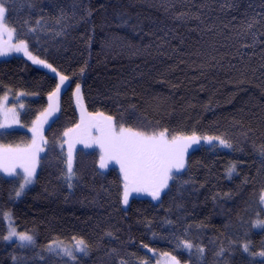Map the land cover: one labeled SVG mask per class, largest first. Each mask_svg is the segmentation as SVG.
<instances>
[{
  "label": "trees",
  "instance_id": "16d2710c",
  "mask_svg": "<svg viewBox=\"0 0 264 264\" xmlns=\"http://www.w3.org/2000/svg\"><path fill=\"white\" fill-rule=\"evenodd\" d=\"M4 3L16 41L27 38L32 54L70 84L45 132L34 185L17 199L21 179L0 174V264H154L149 249L180 264H264L258 257L264 230L254 228L264 220V0ZM57 83L28 59L0 61V94L30 97L22 100L26 128L48 108ZM77 83L87 112L149 132L166 128L169 137L219 136L232 151L191 152L159 202L133 198L124 208L121 174L101 171L98 151L78 148L75 176L66 178L64 132L80 122ZM31 140L19 130L0 139L12 146ZM5 213L33 236L34 246L3 239ZM73 237L87 242L88 256L71 262L47 250L50 242ZM183 239L204 248L203 255L186 251Z\"/></svg>",
  "mask_w": 264,
  "mask_h": 264
},
{
  "label": "snow or ice",
  "instance_id": "6c2138e0",
  "mask_svg": "<svg viewBox=\"0 0 264 264\" xmlns=\"http://www.w3.org/2000/svg\"><path fill=\"white\" fill-rule=\"evenodd\" d=\"M31 6L35 7L36 5ZM7 11L8 8L5 6L4 0H0V56L10 51L23 52L34 64L44 65V67L56 73L59 77V83L56 84L55 89L48 96L49 101H56L62 86L69 80V77L58 73L51 64L33 55L29 49L27 38H18L16 43L11 42L12 35L16 30L8 28L5 24ZM59 22L58 18L57 23ZM36 23L40 25V20H37ZM36 30V28H30L29 32H35ZM5 31L9 36L8 41L3 40ZM80 87V84L77 83L75 95L78 103L81 99ZM18 95L23 96L25 93L21 92ZM20 107L23 108L24 105L20 104ZM57 110L58 105L50 103L49 107L33 121V127L30 129L33 137L28 146L21 148L0 144V171L8 175L21 176V173L17 172V168L22 169L21 182L16 190L17 197L33 181L38 156L43 151L41 144L46 143L41 134L42 126L47 123L48 116ZM0 116L3 117V119H0V129H6L13 123H19L15 106L4 109L0 104ZM94 133L96 134L94 135ZM64 136L68 138L65 141L68 144L65 160L67 180L71 181L75 176L73 168L75 145L83 144L85 147L93 144L98 145L100 149L99 167L104 169L108 167L109 162H115L119 166L123 188L122 203L125 205L129 203V197L133 193H146L153 200H158L161 193L168 188L169 181L173 180L179 170L185 167V154L193 143H198L201 139L208 142L216 140L225 147H232L227 139L219 136L201 137L193 133L191 136L181 134L169 137L166 128L162 130L154 129L149 132L141 128L125 127L122 123L118 125L111 115H105L102 112H87L83 107H81L80 123L76 124L74 128L67 129ZM262 154H264V151H262ZM234 171L235 165H232L228 169L229 175ZM68 186L71 188L72 184L69 183ZM261 201L264 202V194H261ZM4 215L7 217L10 213ZM256 226L264 227V221H257ZM12 237H17L21 242H27L29 245L34 243L32 235L26 232H17L10 222L8 235L4 236L3 239L9 240ZM72 239L74 243L70 246L65 245L62 241H52L49 243L47 250L68 257L69 261L74 262L76 253H87L88 244L82 238L73 237ZM179 244L189 250L194 247L193 243L187 239L180 240ZM21 246L25 245L22 244ZM144 247H147V245H144ZM244 250L248 251V244L244 245ZM198 251L203 253L205 250L201 247L198 248ZM259 255L264 256V251L260 252ZM121 264H124V262L121 261ZM169 264H180V261L176 256H171Z\"/></svg>",
  "mask_w": 264,
  "mask_h": 264
},
{
  "label": "rangeland",
  "instance_id": "374dc122",
  "mask_svg": "<svg viewBox=\"0 0 264 264\" xmlns=\"http://www.w3.org/2000/svg\"><path fill=\"white\" fill-rule=\"evenodd\" d=\"M5 24H6V18H5ZM6 26H7L8 28H10L7 24H6ZM3 40H4V41H8V40H9V36H8L7 31H5L4 34H3ZM11 42H12V43H16V42H17L16 39H15V32H14L13 35H12ZM15 57H17V58L28 59V57H27L26 55H24L23 52L10 51V52H8V53L5 54V55L0 56V61L9 60V59H12V58H15ZM28 60H30V59H28ZM30 62H31L32 64H34L31 60H30ZM34 65L37 66V67H39V69H43V70L47 71L48 73H50L52 76L56 77L57 80H58V83H59V77L56 75V73H53V72L51 71V69L46 68V67H44V65H41V64H34ZM69 84H70V83H69V80H68V81L65 82V84H64V85L62 86V88H61V92H60L59 97H58L59 107H58V111H57V114H56V117H55V118H57V117L59 116V114H60L59 112H60V105H61V95H62V93L64 92V90L69 86ZM75 97H76V95H75ZM80 97H81L80 102H79V103H81V104H80V107H83V109L86 110L85 105H84V101H83V98H82L81 94H80ZM25 98H30V97H29L28 95H26V94L23 95V96H20V95H18V94H13V93H11V92H7V93H5V94H0V104H2L3 108H4V109H10V108H13V107L15 106V110H16V112L18 113V118H19V123H13V124H11L10 127H7L6 129H0V139H1V136H3L4 134H6V133H8V132H11V131H16V130H19V131H27V132L31 135V137H33V133H32V131L30 130L33 126H32L31 128H26V127L22 124V121H21V115H22V113L24 112V107L21 108V107H20V104H23V103H22V100L25 99ZM50 103H55V101H49V104H50ZM79 103L77 102V97H76V98H75V105H76V108H77V110H78L79 117H80V119H81V109L79 108ZM48 107H49V106H48ZM86 111H87V110H86ZM50 116H51V115H50ZM50 116H49V117H50ZM55 118H54V119H55ZM0 119H3V117L0 116ZM50 121H51V120H47V123H44L43 126H42V129H41V134H42V136L44 137V140H45V132H46V130L48 129L47 127H49V126L53 123V121H55V120H53L52 123L49 125V122H50ZM79 123H80V122H79ZM48 125H49V126H48ZM95 134H96V133H94V135H95ZM67 139H68V138H67ZM31 141H32V140H31ZM30 143H31V142H30ZM30 143H29V144H30ZM0 144H2L1 141H0ZM29 144H28V145H29ZM28 145H23V146H19V147L24 148V147H26V146H28ZM211 146H216V147H218V149L223 150V151H226V152H231V151H232V147H231V148L225 147V146L219 144V142L216 141V140H214V141H212V142H208V141H206V140L201 139L198 143H193V144L187 149V152H186V154H185V167H184L183 169L179 170V172H178L177 174L183 172V171L186 169V167H187V157H188V155H189L191 152H193V151H195V150H197V149H199V148H201V147H211ZM41 147H42L43 151H41V152L39 153V156H38V163H37V166H36V174H35V176H34V178H33V181H32L31 184H29V185H27V186L25 187L24 191L22 192V194H21L19 197H17V199L22 198V197L24 196V194L26 193V191H27L28 189H30V188L34 185V183H35V180H36V178H37L38 171H39L40 158H41V156H43L44 153H45V143H42V144H41ZM66 148L68 149V144H67V143H66ZM78 148H83V149H85V150H89V151L96 150V151H98V153L100 154V149H99V146H98V145L93 144V145H91V146H89V147H85L83 144H76V145H75V148H74V153H73V155L75 154V152H76V150H77ZM110 168H116V169L119 170V166H118L117 164H115V162H109L108 167H106V168H104V169H101V171L106 172V171H107L108 169H110ZM17 172H18V173H21V176H22V169L17 168ZM119 172H120V170H119ZM0 174H2V175L5 176V177H8V178H20V179H21V176L8 175L7 173H4V172H2V171H0ZM177 174H176V175H177ZM121 177H122V176H121ZM171 181H172V180L169 181V185H170ZM168 187H169V186H168ZM167 189H168V188H166V189L161 193V197H162V195L167 191ZM161 197H160L158 200H153L152 197L149 196V195H147L146 193H133V194L129 197V203H130L131 199H133V198L149 199V200H151V201H153V202H159V200L161 199ZM129 203H128L127 205H125V204L122 203V204H123V207L126 208V207L129 205ZM262 204H263V207H264V202H262ZM260 221H264V220H260ZM5 222H6V228H7V235H8V231H9V227H10V222H11V226L14 227V229H15L17 232H19V231L17 230V228L15 227V224H14L13 217H12V214H11V213H10L9 216L5 217ZM254 228H255V230H257V231H263V230H264V227L256 226V223H255V225H254ZM33 240H34V238H33ZM6 242H8V243H16V244H19L20 246L23 244V245H25V246H23V247H32V246H34V244H35V240H34V243H32V244L29 245V244H27V242H21L17 237H12L11 239L6 240ZM62 242H63V241H62ZM63 243H64L65 245H69V246H70V245H72V244L74 243V241H72V242H63ZM183 248H184V247H183ZM184 249H185L186 251H188V252H191V251H194V250H197V252H199L198 249H195L194 247H193L191 250L186 249V248H184ZM250 249H251V246L248 245V251H245V252H246V253H250ZM51 253L57 254L56 252H51ZM148 253L150 254V256L152 257V259L154 260V264H169V260H170V257H171L170 255H167V256H166L165 254H159V253H155V252H152V251H148ZM88 254H89V251H88V249H87V253H86V254H84V253H76V258H77V257H80V256H88ZM199 254H200L201 256L203 255V253H200V252H199ZM59 256L68 259V257L62 256V255H59ZM258 257H259V258H263V256H260V255H259Z\"/></svg>",
  "mask_w": 264,
  "mask_h": 264
},
{
  "label": "crops",
  "instance_id": "0c3cea01",
  "mask_svg": "<svg viewBox=\"0 0 264 264\" xmlns=\"http://www.w3.org/2000/svg\"><path fill=\"white\" fill-rule=\"evenodd\" d=\"M55 104H57L58 107H59V101H58V99L55 101ZM80 104H81V103H79V108L81 109ZM57 111H58V110H57ZM57 111H54V112L51 114L50 117L48 116L47 120H51V121L49 122V125L52 123L53 120L56 119L55 117H56ZM59 113H60V112H59ZM54 118H55V119H54ZM49 125H48V126H49ZM47 128H48V127H47Z\"/></svg>",
  "mask_w": 264,
  "mask_h": 264
}]
</instances>
